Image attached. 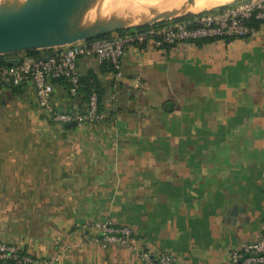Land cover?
<instances>
[{
    "label": "crops",
    "instance_id": "crops-1",
    "mask_svg": "<svg viewBox=\"0 0 264 264\" xmlns=\"http://www.w3.org/2000/svg\"><path fill=\"white\" fill-rule=\"evenodd\" d=\"M256 28L249 39L129 46L120 76L80 59L105 115L80 127L48 123L30 83L17 95L1 88L0 121L13 118L0 133L17 135L4 158L0 150V191L53 198L21 248L40 260L58 252V264H141L120 245H74L86 222L110 220L180 264H223L263 236L264 22ZM53 86L55 110L86 109Z\"/></svg>",
    "mask_w": 264,
    "mask_h": 264
},
{
    "label": "built area",
    "instance_id": "built-area-1",
    "mask_svg": "<svg viewBox=\"0 0 264 264\" xmlns=\"http://www.w3.org/2000/svg\"><path fill=\"white\" fill-rule=\"evenodd\" d=\"M249 20L264 22V0H235L229 4L194 14L193 18L168 23L142 33H112L105 38L77 42L68 46L39 50L36 55H22L0 66V89L32 84L37 107L50 122L63 126L75 122L76 127L87 121L101 122L105 115L99 109L98 97L91 93L86 109L78 113H64L54 109L51 98L53 81L68 84L67 93L76 98L80 89L78 63L82 58H93L108 64L117 76L129 46L149 44L161 51L181 43H195L205 39H249L257 28ZM74 245H120L134 251L141 264H180L168 253L155 252L142 245L132 228L113 224L110 220H91L78 229ZM65 248V247H64ZM63 248V249H64ZM60 253L49 259H39L16 244L0 241V261L11 264H58ZM223 264H264V235L229 252Z\"/></svg>",
    "mask_w": 264,
    "mask_h": 264
},
{
    "label": "water",
    "instance_id": "water-1",
    "mask_svg": "<svg viewBox=\"0 0 264 264\" xmlns=\"http://www.w3.org/2000/svg\"><path fill=\"white\" fill-rule=\"evenodd\" d=\"M78 1L0 0V55L68 46L81 41L99 39L112 33L145 24L151 25L159 21L197 14L188 13L183 16L154 18L142 24H138L134 20L135 18L128 14H122L101 24L90 32L77 34L72 38H55V34L59 36L68 35L57 33L56 26L68 15L72 4H76ZM75 126V122H70L64 124L62 128L69 129Z\"/></svg>",
    "mask_w": 264,
    "mask_h": 264
},
{
    "label": "rangeland",
    "instance_id": "rangeland-1",
    "mask_svg": "<svg viewBox=\"0 0 264 264\" xmlns=\"http://www.w3.org/2000/svg\"><path fill=\"white\" fill-rule=\"evenodd\" d=\"M87 0H83L80 3H76V4H72V7L70 9L69 17H68V21L66 25H62L59 24V26L61 28H64L65 30L68 31V35H66L64 38H72L73 36L77 35V34H82V33H86V32H90L92 30H94L96 27H98V25L100 26L101 24L111 20L110 18L108 20H101V18H93L90 17L88 19H86L85 21L81 22L78 26H73L71 27L70 25V21H71V17H72V8L75 5H81L83 3H85ZM235 1V0H234ZM97 2L103 3L102 0H97ZM233 2V1H232ZM230 3V2H228ZM226 3V4H228ZM144 4L147 5H152L154 6V3H147L145 2ZM143 4V5H144ZM224 5V4H223ZM220 6V5H219ZM146 12V11H145ZM146 13H152V12H146ZM198 13V12H196ZM122 14H128L130 16H132L135 19L140 18L139 16L141 14H143V11H141L138 8H132V9H128V10H124L121 11L120 13H118L115 18L119 17ZM152 17L153 15L150 14ZM148 16V15H147ZM146 20L150 21L153 20L154 18H149L148 17ZM163 17V16H162ZM165 17V16H164ZM163 17V18H164ZM77 18L79 19V13H77ZM76 18V21H78V19ZM91 18H93L91 20ZM112 19H114V17H111ZM168 18V17H165ZM95 20V21H94ZM143 21V23L147 22V21ZM162 20V19H160ZM98 21V23H97ZM100 21H102L100 23ZM138 24H142V23H138ZM87 26L85 29L83 30H79L82 27ZM78 30V31H77ZM59 36V35H57ZM55 34V38H58ZM62 37V36H59ZM17 54H21L24 55V52H20ZM10 113V112H9ZM11 115H13V113H10ZM6 118V120H5ZM5 118H3L2 121H0V124H12V118L13 117H9L6 116ZM48 121L49 119L46 118ZM50 122V121H49ZM47 122H39V130L45 131L47 132V130L44 128ZM52 124H55L53 122H51ZM57 125V124H56ZM41 134V133H40ZM17 134L15 133H11V132H1L0 133V150L2 151V158H4V155L6 154L5 151H8L7 149H10L11 146L10 144L14 142L15 136ZM41 139V137H40ZM5 148V149H3ZM3 170L4 165H2ZM4 182V180H3ZM5 191L2 190L0 191V240H3L4 242H10L12 244H16L19 247H22V242L25 241V239H29L28 237H30V234L32 233L33 229L36 227V223H40L43 221H46L47 219V209L50 203H52L53 198H49V197H42V196H22V197H15V196H3L5 195L4 193ZM5 208H9L11 209V211H4ZM14 208H20L21 211H13ZM57 231V230H56ZM37 239V238H35ZM36 241V240H35Z\"/></svg>",
    "mask_w": 264,
    "mask_h": 264
},
{
    "label": "bare ground",
    "instance_id": "bare-ground-1",
    "mask_svg": "<svg viewBox=\"0 0 264 264\" xmlns=\"http://www.w3.org/2000/svg\"><path fill=\"white\" fill-rule=\"evenodd\" d=\"M82 1L83 0H79L77 3H80ZM232 1L234 0H102L103 3H100L97 2V0H87L85 3L81 5H75L72 8L70 25L71 27L78 26L81 22L90 17L96 19L101 18V20H108L109 18L112 19L111 17L115 18V16L121 11L132 8H138L143 11V14L139 16L140 18L134 19L137 23H143V21L147 19L145 17L147 15L150 17V14L153 15V18H163L164 16H183L188 13L200 12L202 10L213 8L215 6L223 5ZM145 2L154 3V6L144 4ZM145 11H149L152 13H146ZM77 13H79V19L77 18ZM68 17L69 14L65 18H63L60 23L57 24V33L68 34L67 30L59 26V24L66 25ZM76 18L78 19V21H76ZM93 18H91V20ZM101 22L102 21H100V23ZM86 27L87 26L82 27L79 30H83Z\"/></svg>",
    "mask_w": 264,
    "mask_h": 264
},
{
    "label": "trees",
    "instance_id": "trees-1",
    "mask_svg": "<svg viewBox=\"0 0 264 264\" xmlns=\"http://www.w3.org/2000/svg\"><path fill=\"white\" fill-rule=\"evenodd\" d=\"M193 16H194V14L183 16V17H179V18H174V19H171V20L159 21V22L153 23L151 25L145 24V25L129 28V29L124 30V31H120L119 33H124V32L142 33V32H146V31H148L150 29H153V28L164 26V25H166L168 23L179 22V21L191 19V18H193ZM247 23L251 24V25H254L255 27L259 24L257 21H254V20H249ZM107 36L108 35L100 37V38H105ZM205 40H212V39H205ZM39 53H40L39 50L25 52L26 55H36V54H39ZM15 54H17V53L0 55V66L6 65L8 63V62H6L4 60V58L10 57V56L15 55ZM106 65H108V64H106ZM109 68L112 70V68L110 66H109ZM53 83L61 84L66 89H68V84L65 81H63V80H56V81H53ZM80 85L81 86H80L78 94L81 96L83 101L87 102L89 95L91 93H95L97 95V97H98V102H100L101 92L99 90L98 84L95 81L94 77H92L91 75H87L85 77H80ZM8 88H12L13 94L17 95V94L21 93L23 86H17V87H13L12 86V87H8ZM48 123L51 124V122H48ZM0 264H11V263L10 262H6V261H0Z\"/></svg>",
    "mask_w": 264,
    "mask_h": 264
}]
</instances>
